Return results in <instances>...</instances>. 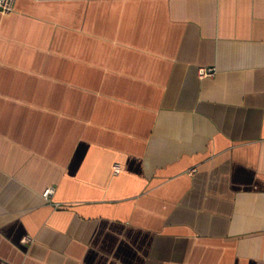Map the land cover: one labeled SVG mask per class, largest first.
<instances>
[{"label": "crops", "instance_id": "crops-1", "mask_svg": "<svg viewBox=\"0 0 264 264\" xmlns=\"http://www.w3.org/2000/svg\"><path fill=\"white\" fill-rule=\"evenodd\" d=\"M0 264H264V0L0 12Z\"/></svg>", "mask_w": 264, "mask_h": 264}, {"label": "built area", "instance_id": "built-area-1", "mask_svg": "<svg viewBox=\"0 0 264 264\" xmlns=\"http://www.w3.org/2000/svg\"><path fill=\"white\" fill-rule=\"evenodd\" d=\"M15 0H0V12L1 13H10L13 11ZM199 74L201 76H208L214 73V69L212 67H201L199 68ZM119 170L118 167L114 168V171L117 172ZM52 192V188H46L42 194L46 197Z\"/></svg>", "mask_w": 264, "mask_h": 264}]
</instances>
